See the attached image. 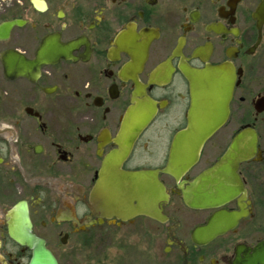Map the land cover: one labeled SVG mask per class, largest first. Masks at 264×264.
I'll use <instances>...</instances> for the list:
<instances>
[{"label":"flooded vegetation","instance_id":"af4514ba","mask_svg":"<svg viewBox=\"0 0 264 264\" xmlns=\"http://www.w3.org/2000/svg\"><path fill=\"white\" fill-rule=\"evenodd\" d=\"M263 3L0 0V231L11 240L9 215L26 203L33 232L54 254L58 247L103 250V264H237L252 257L264 246ZM223 63L238 76L229 121L182 183L190 186L213 167L247 128L258 134V153L237 170L245 193L216 209L191 208L181 182L162 171L187 124L185 72ZM138 89L157 113L121 170L160 171L169 195L160 219L136 210H124L130 217L122 219L115 202L125 199V184L110 191L107 182L105 208L95 202L100 172L119 150ZM128 204L133 209L141 201L131 197ZM154 206L151 194L147 207ZM221 210L243 216L215 238L198 234ZM7 257L15 264L12 253Z\"/></svg>","mask_w":264,"mask_h":264},{"label":"water","instance_id":"95a60500","mask_svg":"<svg viewBox=\"0 0 264 264\" xmlns=\"http://www.w3.org/2000/svg\"><path fill=\"white\" fill-rule=\"evenodd\" d=\"M258 14L264 16V3ZM185 74L190 83L187 124L175 135L167 166L162 172L173 176L178 183L181 182L179 188L183 191L184 201L189 207L216 209L229 203L241 191L246 192L237 170L242 161L258 153V134L251 127L243 130L233 140L222 158L185 188L182 183L183 177L199 161L209 139L229 121L238 78L231 63L207 65L203 69L190 68ZM136 95L140 100L127 112L122 123L117 139L119 150L113 155L109 169L103 168L100 172L95 202L98 209L105 208L107 182L110 191L117 187L121 190L125 184L126 190L123 193L125 199L120 196L115 202L119 215L123 213L120 217L126 220L130 217L126 213L129 210H136L140 214L154 215L160 219L159 206L169 199L166 187L159 179L160 171L148 173L121 170L140 135L157 113L156 105L143 91L138 89ZM260 103L264 107V99ZM151 194L156 195L157 199V209L155 211L154 206L153 212L147 207ZM131 197L141 201V206L132 209L128 204ZM242 216V212L229 213L221 210L213 215L208 225L200 229L198 234L206 235L210 239L215 238L234 227ZM8 219L11 240L31 252L27 264H60L56 255L48 248L46 240L33 232L26 203L15 206ZM237 264H264V246L256 250L252 257H245L244 260L238 257Z\"/></svg>","mask_w":264,"mask_h":264},{"label":"rangeland","instance_id":"374dc122","mask_svg":"<svg viewBox=\"0 0 264 264\" xmlns=\"http://www.w3.org/2000/svg\"><path fill=\"white\" fill-rule=\"evenodd\" d=\"M262 128L264 130V124H262ZM1 211L2 209L0 208V227L4 224V213ZM137 252H139L140 255L143 254L142 250ZM7 253H12L16 258L15 264H27L31 257V252L29 250L22 251V249L14 245L6 233L0 231V264H10ZM55 254L59 258L61 264H103L102 261L104 260L106 252L103 250H96L93 252L75 251L71 249V247H58L55 248ZM91 257H93V260H91ZM127 258H130V256L127 255ZM131 258L135 259L137 257L132 256Z\"/></svg>","mask_w":264,"mask_h":264}]
</instances>
